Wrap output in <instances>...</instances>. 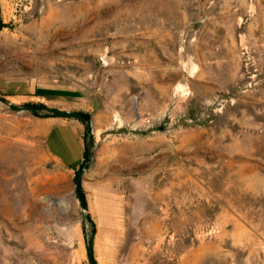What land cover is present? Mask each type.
<instances>
[{"label": "rangeland", "instance_id": "obj_1", "mask_svg": "<svg viewBox=\"0 0 264 264\" xmlns=\"http://www.w3.org/2000/svg\"><path fill=\"white\" fill-rule=\"evenodd\" d=\"M0 77L73 92L0 96V264H264V0H1Z\"/></svg>", "mask_w": 264, "mask_h": 264}, {"label": "crops", "instance_id": "obj_2", "mask_svg": "<svg viewBox=\"0 0 264 264\" xmlns=\"http://www.w3.org/2000/svg\"><path fill=\"white\" fill-rule=\"evenodd\" d=\"M72 93L70 89L42 85L30 78L0 77V96L9 99L11 103L37 99L54 105L65 104V99L72 96ZM42 124L45 127L44 144L54 159L68 167L77 166L84 160L86 145L81 122L46 117Z\"/></svg>", "mask_w": 264, "mask_h": 264}, {"label": "trees", "instance_id": "obj_3", "mask_svg": "<svg viewBox=\"0 0 264 264\" xmlns=\"http://www.w3.org/2000/svg\"><path fill=\"white\" fill-rule=\"evenodd\" d=\"M86 156H87V152L85 153V158H86ZM88 251H89L90 258L93 260L94 259V255H93V247H92V244L89 245Z\"/></svg>", "mask_w": 264, "mask_h": 264}, {"label": "bare ground", "instance_id": "obj_4", "mask_svg": "<svg viewBox=\"0 0 264 264\" xmlns=\"http://www.w3.org/2000/svg\"><path fill=\"white\" fill-rule=\"evenodd\" d=\"M55 17V16H54ZM51 19V20H50ZM50 19H47L46 21H48L49 20V24L50 25H52V23H54V20H53V16L52 17H50Z\"/></svg>", "mask_w": 264, "mask_h": 264}]
</instances>
